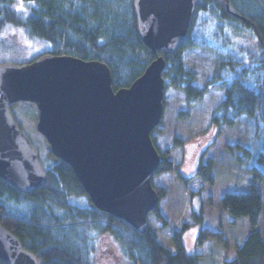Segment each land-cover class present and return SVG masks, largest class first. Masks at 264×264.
<instances>
[{
    "label": "trees",
    "instance_id": "trees-1",
    "mask_svg": "<svg viewBox=\"0 0 264 264\" xmlns=\"http://www.w3.org/2000/svg\"><path fill=\"white\" fill-rule=\"evenodd\" d=\"M21 1L29 4L23 16L16 12V0H0V32L6 27L21 28L29 38L48 42L49 49L30 62L8 64H29L44 55L98 61L109 68L111 87L117 91L130 87L155 59L138 37L134 0ZM191 49L219 58L215 72L200 87L193 84L196 76L186 69L183 59L184 52ZM164 59L162 77L184 92L187 106L197 105L212 90L222 91L223 98L211 112L208 128L221 134L222 128L233 127L244 115L264 125V0H199L185 43ZM179 117L187 119L188 113L180 112ZM152 133L151 141L160 157L155 175L177 172L169 155L182 147V141L174 139L169 149L159 151ZM229 149L237 161L241 158L233 149L251 155L241 145ZM257 162L264 167V153L257 156ZM43 169L45 184L29 194L0 179V225L38 264H92L104 239L115 242L125 264H198L200 256L189 254L184 246L188 224L171 230L172 252L160 243L151 227L138 233L124 221L95 209L64 162L54 159ZM212 170V161L200 160L193 180L213 187ZM176 175L183 184L192 180L179 172ZM253 179L264 181L258 166L253 168ZM254 182L247 192H227L220 199L224 212L248 220L241 243L230 244L222 231L208 227L199 230L196 245L211 239L226 250L233 247V257L223 264H264V242L256 230L263 204ZM151 185L160 202L166 189ZM79 199L86 205L74 201ZM150 214L160 221L161 230L168 228L159 206ZM191 215L196 223L203 222L201 213ZM0 264L5 263L0 260Z\"/></svg>",
    "mask_w": 264,
    "mask_h": 264
},
{
    "label": "water",
    "instance_id": "water-1",
    "mask_svg": "<svg viewBox=\"0 0 264 264\" xmlns=\"http://www.w3.org/2000/svg\"><path fill=\"white\" fill-rule=\"evenodd\" d=\"M198 3L134 0L138 37L155 59L125 89L113 91L110 70L98 61L44 55L0 65V179L24 194L46 182L37 152L11 113L17 103H33L37 132L52 156L71 168L93 207L145 232L159 203L151 179L160 157L150 135L163 114L164 55L185 43ZM0 260L38 264L1 225Z\"/></svg>",
    "mask_w": 264,
    "mask_h": 264
},
{
    "label": "rangeland",
    "instance_id": "rangeland-1",
    "mask_svg": "<svg viewBox=\"0 0 264 264\" xmlns=\"http://www.w3.org/2000/svg\"><path fill=\"white\" fill-rule=\"evenodd\" d=\"M22 6V10L18 7ZM29 4L16 0V12L25 15ZM49 49V43L29 38L21 28L6 27L0 32V64L26 63ZM160 55V54H159ZM186 69L196 78L194 85L201 86L216 69L218 57L210 52L198 49L186 50L183 54ZM164 79L163 114L157 129L152 133L155 146L159 151L169 149L174 139L182 141V147L171 150L169 159L177 165V172L154 174L151 182L154 186L166 189V196L158 203L161 214L167 221L168 228L161 230V223L153 214L147 217V226L158 233L160 243L174 251L170 241L171 230H179L182 224L189 229L183 235V242L189 254L200 256L198 264H223L225 259L233 257V247L226 250L220 244L208 239L196 245L200 228L208 227L222 231L230 244H239L248 231L247 218H233L221 209L220 199L227 192L245 193L254 182L253 168L264 173V167L257 162V156L264 153V125L248 116H241L233 127H224L221 134L208 128L211 112L223 98L222 91L212 90L195 106L185 103V94L181 89L169 85ZM188 113L187 119H181L179 113ZM12 116L20 130L26 135L38 155L40 165L48 167L55 159L50 147L36 130L37 109L33 103H17L11 108ZM244 146L250 152L233 149L241 161H237L230 148ZM202 160L213 162V187L198 179L193 180L198 163ZM189 180L186 184L177 179V173ZM262 198V213L256 230L264 242V181L254 182ZM86 205L84 200H74ZM191 212L201 213L202 223H196ZM118 247L104 239L98 245L96 261L92 264H125Z\"/></svg>",
    "mask_w": 264,
    "mask_h": 264
},
{
    "label": "snow or ice",
    "instance_id": "snow-or-ice-1",
    "mask_svg": "<svg viewBox=\"0 0 264 264\" xmlns=\"http://www.w3.org/2000/svg\"><path fill=\"white\" fill-rule=\"evenodd\" d=\"M33 4H34V0H32ZM18 10H22V6L18 7Z\"/></svg>",
    "mask_w": 264,
    "mask_h": 264
}]
</instances>
